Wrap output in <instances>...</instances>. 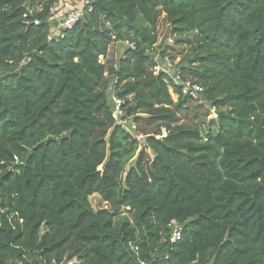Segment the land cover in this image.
Here are the masks:
<instances>
[{"label":"trees","instance_id":"trees-1","mask_svg":"<svg viewBox=\"0 0 264 264\" xmlns=\"http://www.w3.org/2000/svg\"><path fill=\"white\" fill-rule=\"evenodd\" d=\"M61 1L0 0V264H264V0H92L47 42ZM162 13L205 104L155 74Z\"/></svg>","mask_w":264,"mask_h":264},{"label":"built area","instance_id":"built-area-1","mask_svg":"<svg viewBox=\"0 0 264 264\" xmlns=\"http://www.w3.org/2000/svg\"><path fill=\"white\" fill-rule=\"evenodd\" d=\"M91 2L92 0H81L78 5L66 6L64 1L56 3L52 7L53 15L50 17V29L47 34V42L60 40L64 37L65 33L73 28V26L81 19H84L85 16L91 11ZM31 14V11L29 10ZM35 23L38 21L35 20ZM127 47H133L132 44L124 41ZM154 58V57H153ZM155 60V58H154ZM154 67L155 74L163 73L171 81V83L179 87L181 93L184 96H187L189 100L196 102L198 104H205L203 99L204 88L190 80L182 79V72L180 68L175 69L171 72V63L168 61V58H165L164 65L157 63ZM116 79L108 85L106 89V95L110 104V116L113 120L114 125L119 126L123 131L129 133L132 137L137 139H142L141 134H137L136 125L131 116L128 115V111L125 107V100L122 98L116 89ZM172 90V89H171ZM217 119V112L215 108H209V114L206 118L207 127H213L212 122ZM211 125V126H210ZM204 140L205 135H203ZM23 162L17 157L14 156L13 164L21 165ZM107 208V206L105 207ZM22 220H19L21 222ZM168 227L171 232V242L177 241L182 232V225L175 219L171 220ZM52 263H55V260H52ZM21 264V263H18ZM66 264H74L73 260H69Z\"/></svg>","mask_w":264,"mask_h":264},{"label":"rangeland","instance_id":"rangeland-1","mask_svg":"<svg viewBox=\"0 0 264 264\" xmlns=\"http://www.w3.org/2000/svg\"><path fill=\"white\" fill-rule=\"evenodd\" d=\"M72 1H73L71 2L73 3L72 5H76L81 0H72ZM28 9L31 11V14H34L35 12L40 10V4L37 3L32 6H28ZM163 16H164V13L161 14L160 20L158 22V40L156 43L154 58L157 61V63L161 65H164L165 58H168V61L172 65L171 67V72H172L175 69L180 68L179 64L181 60H183L184 57L189 53L190 44H191L189 41L192 40V37L187 36V35L179 36V35L172 34L170 26L166 22V20L163 18ZM125 46H126L125 42H116L112 45L111 50L116 56H121ZM6 72L4 68H1L0 76ZM170 91L172 93V90ZM172 96L174 100L177 99L176 94L172 93ZM196 123L201 128L202 134H204V132L208 130L205 118L198 119ZM216 124H217L216 122L213 124V129H212L213 131L216 130V126H217ZM89 202L94 209L103 208V207L105 208L107 206L106 203L102 201V199L100 198L98 194H93L89 196ZM115 212L119 218L126 217L128 215L124 207L117 209Z\"/></svg>","mask_w":264,"mask_h":264},{"label":"crops","instance_id":"crops-1","mask_svg":"<svg viewBox=\"0 0 264 264\" xmlns=\"http://www.w3.org/2000/svg\"><path fill=\"white\" fill-rule=\"evenodd\" d=\"M62 1H64V3L66 4V6H68V7L69 6H74V5H72L73 3H71V2H73L72 0H62ZM78 4H76V5H78Z\"/></svg>","mask_w":264,"mask_h":264}]
</instances>
